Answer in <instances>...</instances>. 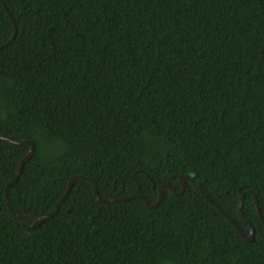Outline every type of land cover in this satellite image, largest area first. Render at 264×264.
Masks as SVG:
<instances>
[{
  "label": "trees",
  "instance_id": "16d2710c",
  "mask_svg": "<svg viewBox=\"0 0 264 264\" xmlns=\"http://www.w3.org/2000/svg\"><path fill=\"white\" fill-rule=\"evenodd\" d=\"M0 264H264V0H2ZM198 184L249 233L230 221Z\"/></svg>",
  "mask_w": 264,
  "mask_h": 264
},
{
  "label": "water",
  "instance_id": "95a60500",
  "mask_svg": "<svg viewBox=\"0 0 264 264\" xmlns=\"http://www.w3.org/2000/svg\"><path fill=\"white\" fill-rule=\"evenodd\" d=\"M0 3L2 4V6L4 7V9L6 10L11 22L13 23V27H14V35L16 33V27H15V24H14V21L7 9V7L5 6V4L3 3L2 0H0ZM10 42V40H8L7 42H5L4 44L0 45V49L3 48L4 46H6L8 43ZM0 139L2 140H5V141H8L12 144H16V145H20V144H29L30 145V150L28 152L27 155H25L18 163V166H17V170H16V173L15 175L12 177V179L10 181H8L4 187V201H5V204L8 208V210L13 213L15 216H17L18 218H21V219H25V220H34L33 223H32V227H38L42 221L46 218H50L52 216H54L58 210H59V206H60V203L62 202V200L64 199V197L67 195V193L69 192V190L71 189L72 185H73V182L76 178H82V179H85L87 181H89L92 186H93V193H94V197L96 198L97 201L99 202H102V203H105V202H116V201H125V200H129V199H132V198H141L144 200L145 204L147 207L149 208H154L156 207L163 199L164 197V189L167 188L169 189L174 195H180L182 194L185 189H186V180H187V177L185 176H180L179 177V180H180V189H176L174 186H172L170 183H163L159 186L158 190H159V194H158V198L156 199L155 202L151 203L148 198L145 196V195H142V194H136V195H130V196H126V197H120V198H101L99 195H98V189H97V185H96V182L91 178V177H88V176H84V175H81V174H76V175H73L72 177H70L69 181H68V184H67V187L63 193V195L58 199L54 209L48 213H36V214H29V215H22V214H19L17 212H15L9 205V202H8V197H7V190L8 188L15 183V181L18 179L19 177V174H20V170H21V167H22V164L27 161L29 159V157L31 155H33L34 153V150H35V145L32 141L30 140H16V139H12L10 137H7V136H3V135H0ZM194 186L199 190V192L204 196V198L210 202L211 204H213L229 221L230 223L235 227V229L237 230V232L239 233V235L246 241H252L254 239V227L251 223V221L246 218L242 212H241V201H242V198H243V195L246 193V192H249V193H252L253 194V191L251 190H244L240 193L239 195V198H238V204H237V209H238V213L241 217V219H243L249 226V233L248 235H245L242 231V229L240 228V226L237 224V222L235 220H233L228 214H226L207 194L204 193L203 189L198 185V184H195L193 183ZM254 195V194H253ZM254 201H255V204H256V207H257V211H258V214H259V217H260V220H261V223L264 227V219L260 213V210L258 208V205L256 203V197L254 195Z\"/></svg>",
  "mask_w": 264,
  "mask_h": 264
}]
</instances>
